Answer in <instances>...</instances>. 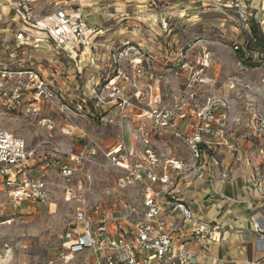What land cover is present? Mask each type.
<instances>
[{
    "label": "built area",
    "instance_id": "2783aa9c",
    "mask_svg": "<svg viewBox=\"0 0 264 264\" xmlns=\"http://www.w3.org/2000/svg\"><path fill=\"white\" fill-rule=\"evenodd\" d=\"M43 1L3 0L0 5L14 12L19 23L27 29L44 32L46 37L43 41L52 43L66 55L72 57L77 45H80L83 51L89 53V60H94L97 33L90 29L82 12L81 0H77L79 7L76 16L63 10L53 11L46 16L50 22L55 23L54 29L45 21L37 19V7ZM216 1L226 8L236 10L247 26L248 21L256 15L253 0ZM248 44L246 42L244 51L240 44H235L234 49L243 51L245 60L251 63L248 65L263 67L264 50H250ZM129 65L131 75L119 71L103 87L108 90L107 95L95 90L96 101L93 104L83 95L72 96L68 103L58 102L61 114L66 117L62 132L67 136H73L79 128L73 123L76 116L86 117L110 104L109 112L115 107L119 110L120 125L123 128L129 126L128 133L132 140L131 145H128L123 137L118 147L111 146L104 150L96 145L67 151L66 159L60 162V175L71 179L80 172L90 183L92 173L86 165H100L97 158L103 154L109 165L121 172L118 188L121 191L137 189L133 197L121 198L118 195L91 206L85 203L80 205L63 228L62 247L66 250L63 259L67 263L71 257L90 250L92 256L83 258L81 264H192L195 255L186 240H183L184 231L189 228L199 240L217 228L201 221L182 196L178 178L186 167L184 160L171 153H164L155 140L171 134L184 141L194 164L205 165L211 159L217 165L219 147L238 151L224 128L226 114H218L221 107L227 108V97L215 91L217 81L209 78L208 72H203L211 66L209 51L204 53L200 69L183 62L181 68L190 69L191 72H179L185 78V89L195 101L198 100L199 87H209L208 94L197 103L168 91L155 94L145 106L143 100L140 103L133 102L132 98L142 93L140 78L145 74L142 56L136 54L131 57ZM12 79L14 85L8 88L7 83ZM121 80L129 84L133 91L131 94L122 89ZM229 82L232 86L238 84L241 89H256L264 94V75L257 84L237 77L229 79ZM50 87V82L35 70L9 71L6 67L0 70V101L9 107H19L25 92L30 94V104L35 109L40 107L44 99L54 103L58 96L54 88ZM251 102L249 100L248 105ZM131 105L138 107V111H129ZM101 119L115 122L113 117L102 116ZM180 121L186 123V133L180 130ZM40 123L47 131H53L57 126V120L53 117H45ZM247 127L251 130L250 136L259 139L264 137V116L258 108L253 109L248 117ZM213 128L218 130L217 140L210 137ZM139 145L141 148L138 151ZM55 149L62 151L58 147ZM37 154L38 148L30 147L23 137L0 128V189L8 197L1 203L2 207L33 208L49 202L47 182L35 174ZM259 154L262 161L256 172V183L264 202V147L259 148ZM67 194L66 199H70L71 190H67ZM255 230L260 233L263 228L257 223Z\"/></svg>",
    "mask_w": 264,
    "mask_h": 264
},
{
    "label": "rangeland",
    "instance_id": "374dc122",
    "mask_svg": "<svg viewBox=\"0 0 264 264\" xmlns=\"http://www.w3.org/2000/svg\"><path fill=\"white\" fill-rule=\"evenodd\" d=\"M94 1H88V8L93 9L100 4L104 11L102 16L90 13L88 19L91 23L101 24L102 42H105L101 52L106 54L100 59L95 54V59L89 61L67 59L52 43L43 41L44 32L27 29L18 23L14 12L0 8V70L5 67L9 71L35 70L50 82V88H54L58 96L54 103L44 99L37 109L31 106V96L28 92L24 93L19 107H9L0 101V128L12 131L23 137L30 147L38 148L35 174L45 179L50 193L47 204L33 208H4L1 203L8 197L3 189H0V264H81L83 257L80 255L71 257L67 263L63 259L66 250L62 247L61 235L74 211L83 203L91 206L109 201L118 195L121 198L136 195L137 189L121 191L118 188L121 172L110 166L103 154L97 158L100 165H86L92 173L90 183L80 172L74 174L71 179L60 175V162L66 159L67 151H76L82 146L98 145L101 150L109 148L112 144L121 142L124 128L120 125L119 110L112 112V109L109 112L110 104H107L98 108L94 114L89 113L86 117L76 116L73 123L79 128L73 136H67L62 132L66 117L61 114L58 102L68 103L69 98L79 91L86 92L88 96L90 92L94 94V90L107 95L108 90L103 87L112 77L118 75L119 71L131 75L129 63L131 57L136 54L142 56L143 62L145 57L153 56L156 63L157 60L160 61L158 66L173 68L174 71L165 72V84H172L177 80L180 74L177 75L176 72H191L190 69L181 68L183 62L200 69V53L207 51L211 53V66L203 72H219L221 86L225 82L232 86L229 79L233 77L249 82L257 81L264 72L263 69L243 67V61L234 49V44L246 36L256 37V40L262 38L264 42V30H260V35L251 36L248 31L237 25L243 23L237 16L228 17L213 11L199 14L200 23L198 20L196 24L182 26V22H187V15L178 17L175 16L176 13H171L172 17L167 18V21L172 23L164 27L165 32L157 26L155 29L141 30L140 22L151 15L156 16L157 9L154 12L147 9L146 12L134 13L130 12L129 7L121 9V3L125 0H119V4H116L119 7L117 10L114 6L110 8L108 0ZM168 10L172 11L167 8ZM128 15L135 18H128ZM228 19L231 21L228 22ZM154 23L156 25V22ZM93 25L96 26L95 23ZM158 31L162 35H159ZM113 35L119 39L110 37ZM139 36L143 38L141 41ZM200 37L207 41L204 45H198ZM126 53H129L128 56H121ZM14 82V79L9 81L7 87L11 88ZM119 82L122 89L129 93V84L127 85L125 80ZM24 83L27 84L28 81ZM236 87L239 88L238 84ZM199 88L205 92L204 87ZM92 100L95 99L89 100L91 104L94 102ZM105 110L107 112H104ZM102 116L113 117L115 122L102 121ZM45 117L57 120L53 131H47L40 123ZM56 147L62 151L56 150ZM67 190H71L70 199H66Z\"/></svg>",
    "mask_w": 264,
    "mask_h": 264
},
{
    "label": "crops",
    "instance_id": "0c3cea01",
    "mask_svg": "<svg viewBox=\"0 0 264 264\" xmlns=\"http://www.w3.org/2000/svg\"><path fill=\"white\" fill-rule=\"evenodd\" d=\"M88 1L90 2V0H81L82 12L87 18L91 31H96L97 33L94 55L97 54V58L99 57L98 59H100V57L106 54L101 52L102 44L104 45L105 43L102 42L101 24L99 22H93L96 24L94 26L88 17L91 15L90 13H97V15L102 16L101 13L104 10H102L100 4L99 7L89 9ZM0 3H3V0H0ZM107 3L111 4L110 8L113 6L116 10L119 8L116 6V4H119V0H108ZM253 3L256 8V15L248 21L249 25L247 26L243 20V23L240 22L237 24L243 30L248 31L251 36L254 34L260 35V30H264V0H253ZM121 4V9L129 7L130 12L134 13L146 12L147 9L154 12L157 9L156 16L151 15L150 18L142 20L143 23L140 22L141 30L143 28L155 29L156 26L164 30L167 24L170 25L172 23L171 21H167V18L172 17L171 13H176L175 16L178 17L187 15V22H182L180 24L182 26L196 24L200 19L199 14L213 11L224 14L225 16L228 15V17L231 15L239 17L236 10L226 8L225 5L219 4L216 0H125ZM1 7L10 12L8 7L0 5ZM78 7L77 0H45L38 4L37 19L45 21L54 29L55 23L50 22L46 16H49V14H52L56 10H63L67 14L76 16ZM167 8L172 11H167ZM103 9L107 11L106 8ZM5 13L7 14V12ZM190 13L192 15H189ZM129 17L135 18L128 15ZM228 20V22L231 21L230 19ZM17 21L19 23V20ZM154 22H156V25ZM157 33L162 35L159 31ZM110 37L115 40L119 39V37L116 38L114 35ZM138 38L140 41L143 39L142 36ZM198 39L200 40L198 45H204L207 42L205 38L202 39L200 37ZM254 40H256V37L252 36L250 38L246 36L236 44H240L244 51L246 42H253ZM60 53L67 59L89 61V53L83 51L80 45H77L75 54L72 57L66 55L63 50H60ZM203 54V52L200 53V60L198 61L200 67H202ZM144 61L145 74L140 78L142 93L134 96L132 98L133 102L140 103V100H143V106H145L146 102L155 94H164L168 91L175 95L185 97L193 103H197L201 102L202 98L208 94V86L203 85L205 92L208 91L205 93L204 90L200 91L199 88L197 94L198 100L195 101L191 93L185 89L184 76L179 75L177 76V80L175 79L172 84H165L163 81L164 74L166 71H174L173 68L166 69L158 66L157 63L160 61L157 60L156 63L153 56L145 57ZM243 66L264 70V66L254 67L245 62ZM263 75L264 72L261 73L257 81H253L252 83L257 84ZM208 76L217 81L215 91L219 95L227 97V108L224 109L221 107L218 114H226L224 128L226 129L227 137L238 147V151L232 152L221 146L217 149V165L211 159H208L205 165H196L194 164L188 147L181 139L170 134L160 136L155 140L164 153H171L184 160L186 167L178 178L182 189V196L201 221L209 224L212 228H217L211 234L199 240L187 228L184 231L185 237L183 240H186L187 245L195 255V260L192 264H264V202L256 183V172L262 161L259 148L264 147V137L259 139L250 136L251 130L247 127V120L253 109L258 108L264 116V94L259 93L256 89L245 90L230 86L227 82L221 86L219 85V72H208ZM126 84L128 85V83ZM88 88L90 90V84H88ZM127 89L129 93L130 91L132 92L130 87ZM77 93L74 95L86 96L90 101L91 99H95V90L94 94L90 92V96L86 92L81 93L79 91ZM141 96L142 98L140 99ZM249 100H252V102L248 105ZM113 109L112 112L117 111L116 107ZM128 110L137 112L138 107L131 105ZM179 128L185 133L188 131L184 121L179 122ZM128 131L129 126L125 125L123 137H125L127 144L131 145L132 140L129 137ZM217 134V128H213L210 136L211 139L217 140ZM119 143L112 144L111 146L118 147ZM139 148H141L140 145L138 151L140 150ZM257 223L263 228V231L260 233L255 230V224ZM79 255L85 259L86 257L92 256V251H84Z\"/></svg>",
    "mask_w": 264,
    "mask_h": 264
},
{
    "label": "trees",
    "instance_id": "16d2710c",
    "mask_svg": "<svg viewBox=\"0 0 264 264\" xmlns=\"http://www.w3.org/2000/svg\"><path fill=\"white\" fill-rule=\"evenodd\" d=\"M248 48L250 50H264V42L262 41V38L261 39L259 38V40L257 39L256 41H253V42H249ZM237 52L239 53L240 58L245 63L251 64L250 62H248L249 60H245L243 51L241 49H238Z\"/></svg>",
    "mask_w": 264,
    "mask_h": 264
},
{
    "label": "bare ground",
    "instance_id": "6f19581e",
    "mask_svg": "<svg viewBox=\"0 0 264 264\" xmlns=\"http://www.w3.org/2000/svg\"><path fill=\"white\" fill-rule=\"evenodd\" d=\"M65 29H67V28L65 27Z\"/></svg>",
    "mask_w": 264,
    "mask_h": 264
}]
</instances>
